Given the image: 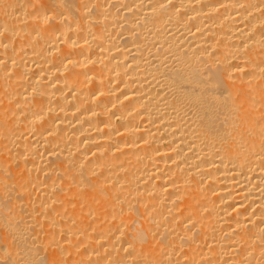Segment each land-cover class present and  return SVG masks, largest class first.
<instances>
[{
  "label": "bare ground",
  "instance_id": "obj_1",
  "mask_svg": "<svg viewBox=\"0 0 264 264\" xmlns=\"http://www.w3.org/2000/svg\"><path fill=\"white\" fill-rule=\"evenodd\" d=\"M0 264H264V0H0Z\"/></svg>",
  "mask_w": 264,
  "mask_h": 264
}]
</instances>
